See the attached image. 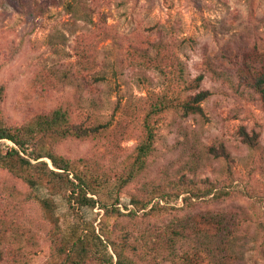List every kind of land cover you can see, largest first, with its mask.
I'll return each mask as SVG.
<instances>
[{
    "label": "rangeland",
    "instance_id": "1",
    "mask_svg": "<svg viewBox=\"0 0 264 264\" xmlns=\"http://www.w3.org/2000/svg\"><path fill=\"white\" fill-rule=\"evenodd\" d=\"M248 63H264V0H0L2 123L61 107L97 128L33 150L67 161L92 208L0 168V264H60L45 200L63 232L94 228L97 264H115L114 250L129 264H264V106ZM200 91L202 112L185 114Z\"/></svg>",
    "mask_w": 264,
    "mask_h": 264
},
{
    "label": "trees",
    "instance_id": "2",
    "mask_svg": "<svg viewBox=\"0 0 264 264\" xmlns=\"http://www.w3.org/2000/svg\"><path fill=\"white\" fill-rule=\"evenodd\" d=\"M247 72L252 87L258 94L264 106V63H248L246 64ZM4 88L0 86V103L3 99ZM207 92H198L191 98L184 101L180 106L185 114H197L202 112L201 103L207 98ZM161 110L159 108L155 109ZM146 137L137 147L138 153L135 161L138 169L141 168L144 161L141 159L147 155L150 149V142L153 139L151 127L145 122ZM97 128L84 127L83 122H76L71 115L62 110L61 107L54 108L44 115H39L32 124L12 128L3 124L0 119V140H8L15 147L8 148L0 152V168L6 170L9 175L15 179H19L29 190L42 188L48 192L50 196H62L65 203L71 207L75 203L78 207L92 208L95 201L86 196V189L83 183L75 177L74 180L68 178L69 164L67 161L57 159L51 154L38 156L35 154L34 148L41 145L43 140L49 139L51 136L60 139H86L90 135L95 134ZM241 135L245 139V143L252 146L253 138L249 137L244 131ZM33 148V149H32ZM215 155L226 157L223 153V147H220V153L215 152L214 147L210 149ZM24 155V156H22ZM29 159L37 161L41 157H47L54 170H50L45 162L32 165ZM77 181V183H76ZM209 194V193H207ZM231 192L224 195L229 196ZM194 198H199L198 195ZM192 199V197H191ZM186 201V198L184 199ZM159 201L156 202V205ZM41 207L48 214L53 225L52 238L56 242L55 257L60 264H97L102 261L103 249H106L100 238L95 234L94 228L83 225L82 221L77 220L68 231L60 229L58 219L54 215V208L50 200L41 201ZM148 202L143 203L145 208ZM262 231L264 232V224ZM117 261L115 264H129L123 261L120 254L116 253ZM111 264V261L109 262Z\"/></svg>",
    "mask_w": 264,
    "mask_h": 264
}]
</instances>
